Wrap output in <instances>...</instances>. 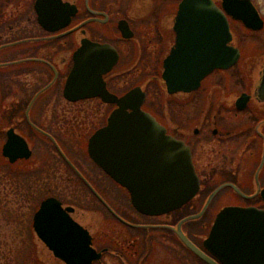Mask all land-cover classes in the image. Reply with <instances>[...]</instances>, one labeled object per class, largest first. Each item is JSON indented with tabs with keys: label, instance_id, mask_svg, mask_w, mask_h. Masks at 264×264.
Masks as SVG:
<instances>
[{
	"label": "flooded vegetation",
	"instance_id": "flooded-vegetation-1",
	"mask_svg": "<svg viewBox=\"0 0 264 264\" xmlns=\"http://www.w3.org/2000/svg\"><path fill=\"white\" fill-rule=\"evenodd\" d=\"M183 1L0 0V160L27 162L46 185L64 183L63 189L44 185L47 198L59 199L89 232L100 253L93 264H208L181 233L218 260L205 240L219 212L264 211V48L253 64L241 61L245 26L229 16L238 61L215 69L198 87L170 92L164 65ZM85 46H111L117 54L111 67L96 65L100 76L89 86L87 57L94 54ZM71 83L77 86L72 97ZM133 90L141 109L189 148L200 180L198 193L167 213L139 210L90 153L91 138L119 107L110 98ZM243 94L249 95L245 103ZM12 133L28 144L30 157L11 162L4 155Z\"/></svg>",
	"mask_w": 264,
	"mask_h": 264
},
{
	"label": "water",
	"instance_id": "water-1",
	"mask_svg": "<svg viewBox=\"0 0 264 264\" xmlns=\"http://www.w3.org/2000/svg\"><path fill=\"white\" fill-rule=\"evenodd\" d=\"M184 0L178 15L175 46L165 60L163 78L170 92L189 91L218 68H229L240 58L227 15L250 29L260 30L264 19L252 0ZM38 0L37 4H45ZM43 20V17L41 16ZM91 50L86 66L85 86L93 85L100 71L96 65L111 67L117 57L111 46H85ZM106 53V55H104ZM104 55V56H103ZM102 59L100 62L97 60ZM82 64V62H81ZM77 67L73 82L77 81ZM77 86H69L73 96ZM259 90L264 94V69ZM137 90L116 100L119 107L108 124L90 140V153L113 178L131 193L135 206L146 213L161 214L176 209L199 190L189 148L166 134L157 119L141 109ZM248 94L241 95L243 103ZM245 105V104H244ZM131 109L132 112H128ZM23 138L10 134L4 155L11 162L28 158L31 150ZM37 236L54 255L67 264H93L100 253L92 247L91 235L62 206L59 199H45L33 218ZM182 241L208 264H220L181 233ZM206 247L222 264H264V211L226 208L219 212L205 241Z\"/></svg>",
	"mask_w": 264,
	"mask_h": 264
},
{
	"label": "rangeland",
	"instance_id": "rangeland-1",
	"mask_svg": "<svg viewBox=\"0 0 264 264\" xmlns=\"http://www.w3.org/2000/svg\"><path fill=\"white\" fill-rule=\"evenodd\" d=\"M252 1L264 19V0ZM241 28L243 36L238 42L241 43L240 45L243 53L241 61H245V63H247L248 60H251L250 64H253L258 58L260 50H263L264 48V28L256 33L247 31L245 27ZM30 168H28V172H32L31 174H34L36 169L34 167ZM17 182L22 184V178L19 179L16 177L15 179H12L10 175L8 178V173L6 172L5 167H0V264L2 262L5 264H65L53 254L44 242L38 239L36 233L32 230L34 233L33 245L36 247V255L39 259V262L34 261L33 246L31 247L30 242L28 241L23 242V239L26 237L25 229H23V231H19L21 221L10 219L11 216L6 214V211L4 210L5 208L12 209L15 205H17V200L12 194V185L17 184ZM45 182L43 179H40V181H38V187L35 186L36 190L38 188L37 191L35 190L36 192L34 195V197L38 200V206L40 202L47 198L50 192L47 187L54 185L57 189L64 188V183H61L60 179H55L53 181L54 183H49L48 185L44 184ZM11 183L13 184L11 185ZM25 190L26 189L24 188L22 192ZM89 219L86 221L88 224L92 223ZM96 228L98 229L99 227H93V229ZM27 247L28 249L31 248L30 251L27 250Z\"/></svg>",
	"mask_w": 264,
	"mask_h": 264
},
{
	"label": "trees",
	"instance_id": "trees-1",
	"mask_svg": "<svg viewBox=\"0 0 264 264\" xmlns=\"http://www.w3.org/2000/svg\"><path fill=\"white\" fill-rule=\"evenodd\" d=\"M0 167H5V170L8 173V178L9 175L12 179H15L16 177L19 179L22 178V184L17 182V184L12 185L13 183H11L12 194L17 200V205H15L12 209L5 208L4 210L6 211V214L11 216L10 219L21 221V227L19 231H23V229H25L26 232V237L23 239V242H30L31 247L33 246V255L35 258L34 261L39 262L38 256L36 255V247L33 245L34 233L32 231V218L38 208V200L36 197H34V195L38 190V188L37 190L35 189V186L38 187V181H40V178H37L34 174H31L32 172H28L30 165L27 164V162L11 164L7 161L0 160ZM24 188L26 190L22 192ZM30 249L27 247V250L30 251ZM1 264L5 263L2 262Z\"/></svg>",
	"mask_w": 264,
	"mask_h": 264
}]
</instances>
